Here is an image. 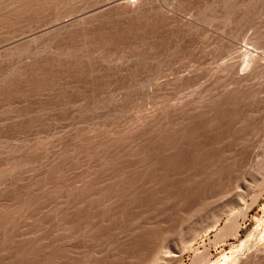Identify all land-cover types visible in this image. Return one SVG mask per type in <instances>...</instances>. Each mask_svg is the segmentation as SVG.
I'll use <instances>...</instances> for the list:
<instances>
[{
  "label": "rangeland",
  "instance_id": "1",
  "mask_svg": "<svg viewBox=\"0 0 264 264\" xmlns=\"http://www.w3.org/2000/svg\"><path fill=\"white\" fill-rule=\"evenodd\" d=\"M0 264H264V0H0Z\"/></svg>",
  "mask_w": 264,
  "mask_h": 264
},
{
  "label": "bare ground",
  "instance_id": "2",
  "mask_svg": "<svg viewBox=\"0 0 264 264\" xmlns=\"http://www.w3.org/2000/svg\"><path fill=\"white\" fill-rule=\"evenodd\" d=\"M104 1H105V0H104ZM118 1H119V0H118ZM103 3H104V2H103ZM113 3H114V2H113ZM100 6H101V5H100ZM96 7H97V9H98V6H96ZM96 7H94V8H96ZM70 8H71V7H70ZM79 8H81V7H79ZM94 8H93V9H94ZM99 9H100V8H99ZM68 10H70V9H68ZM71 10H72V9H71ZM71 10H70V11H71ZM75 10H76V9H75ZM77 10H80V9H77ZM91 10H92V9H91ZM94 10H95V9H94ZM102 10H103V9H102ZM70 11H69V12H70ZM80 11H81L80 13H82V10H80ZM92 11H93V10H92ZM97 11H98V10H97ZM60 12H61V11H60ZM63 12H65V11H63ZM87 12H88V11H87ZM87 12H86V13H87ZM66 13H68V12H66ZM55 14H56V13H55ZM70 14H72V13H70ZM77 14H78V13H77ZM92 14H93V13H92ZM74 15H75V14H74ZM85 15H86V14H85ZM56 16H57V15H55V17H56ZM61 16L63 17V15H61ZM65 17H66V15H65ZM71 17H72V16H71ZM52 19H53V18H52ZM57 19H58V18H57ZM64 20H65V19H64ZM64 20H63V21H60V23L58 22V24H56L55 26L53 25L54 27H51V29L56 28V27H57V29H58V27L61 28L62 26H65L67 23L70 22V21L68 22V21H64ZM70 20H71V19H70ZM52 24H53V23H52ZM67 25H68V24H67ZM50 26H51V25H50ZM39 29H40V27H39ZM51 29H48V30H51ZM46 30H47V29H46ZM46 30L38 31V32H39V34H40V33L43 34V33L46 32ZM33 31H34V30H33ZM36 31H37V30H36ZM51 32H52V31H51ZM36 33H37V32H36ZM35 36H36V35H35ZM37 36H38V33H37ZM18 40H19V39H18ZM18 40H17V41H18ZM21 40H22V39H21ZM1 44H2V43H1ZM4 45H5V44H4ZM9 46H10V45H9ZM2 48H3V47H2ZM28 53H29V52H28ZM242 53H243V52H242ZM247 53H248V52H247ZM247 53H246V54H247ZM249 53H250V52H249ZM249 53H248V54H249ZM248 54H247V55H248ZM244 55H245V54H243V56H244ZM247 55H245V56H247ZM250 55H251V54H250ZM254 55H255V54H254ZM254 55L251 56V57H254ZM245 56H244V57H245ZM244 57H243V58H244ZM254 58H255V57H254ZM257 60H258V59H257ZM255 61H256V58H255V60H254L253 58H250V56H249V57H245V58H244V61L242 62L243 67H244V68H250V66H252V63L255 64ZM253 66H254V65H253ZM244 68H243V69H244ZM251 68H252V67H251ZM242 71H243V70H242ZM262 165H263V164H262ZM262 176H263V174H262ZM241 191H242V190H241ZM242 192H243V191H242ZM239 193H241V192H239ZM239 193H238V197L241 198V194H239ZM243 193L245 194V192H243ZM243 196H244V195H243ZM243 196H242V197H243ZM238 197H236V198H238ZM232 204H233V203H232ZM252 205H253V204H252ZM232 206H233V205H232ZM234 206H235V205H234ZM246 206H248V205H246ZM222 208H223V207H222ZM230 208H231V207H230ZM228 209H229V208H227L226 210H228ZM247 210H248V209H247ZM247 210H246V211H247ZM221 211H223V210H221ZM221 211H220L221 214H222V213L224 214V212H227V211H223V212H221ZM241 211H242V210H241ZM218 213H219V212H218ZM218 213H217V215H218ZM220 213H219V214H220ZM227 213H229V212H227ZM242 213H243V211H242ZM223 214H222V215H223ZM225 214H226V213H225ZM240 215H241V214H240ZM218 216L220 217L221 215H218ZM218 216L214 219V221L212 220V221H213L212 225H213V224L216 225V224L218 223V221H219V217H218ZM231 216L233 217V215H231ZM241 216H242V215H241ZM244 216H245V215H244ZM234 217H235V215H234ZM237 217H238V215H237ZM237 217H236V218H237ZM230 219H231V218H230ZM228 220H229V219H228ZM235 220H236V219H235ZM234 223H235V222H234ZM233 231H234V230H233ZM250 233H251V232H250ZM252 235H253V234H252ZM249 238H250V236H249ZM186 242H187V241H186ZM187 245H189V244L187 243L186 246H187ZM189 246H190V245H189ZM187 247H188V246H187ZM242 247H243V246H242ZM246 248H247V247H246ZM242 249H244V247H243ZM252 249H253V247H252ZM252 249H251L250 251H252ZM247 250H248V249H247ZM254 254H255V252H254ZM254 254H253V255H254ZM245 255H246V254H245ZM249 255H250V254H249ZM251 256H252V255H251ZM230 257H231V256H230ZM241 258H242V257H241ZM234 260H235V259H234ZM242 260H243V259H242ZM246 260H247V259H246ZM252 260H253V259H252ZM235 262H236V261H235ZM242 262H243V261H242Z\"/></svg>",
  "mask_w": 264,
  "mask_h": 264
}]
</instances>
